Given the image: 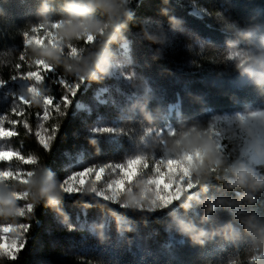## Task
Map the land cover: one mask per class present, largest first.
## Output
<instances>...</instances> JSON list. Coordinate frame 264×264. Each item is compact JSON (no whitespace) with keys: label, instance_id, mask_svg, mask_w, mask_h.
I'll return each instance as SVG.
<instances>
[{"label":"trees","instance_id":"1","mask_svg":"<svg viewBox=\"0 0 264 264\" xmlns=\"http://www.w3.org/2000/svg\"><path fill=\"white\" fill-rule=\"evenodd\" d=\"M45 3L50 9L47 13L42 11ZM124 7L131 19L108 51L119 59L122 40L128 38L130 51L120 60L134 74V81L128 85L109 72L99 80L89 79L93 87L96 84L107 91L111 103L95 106L91 116L80 114L79 119L75 112L84 87L69 97L68 107L63 101V82L75 85L74 75L63 65H50L33 51L59 47L53 36L66 18L65 0H0V99L8 97L7 85L18 87L22 79L35 74L36 83L49 100L45 120L40 118V106L22 103L24 110L19 115L8 107L12 95L5 104L0 101V124H15L16 134L8 140L9 146L22 161L38 163L32 168L17 158L3 159L7 163H0V172L22 169L32 174L41 168L40 173H33V185L7 181L16 192H30L35 200L29 211L0 217L2 224L28 225L18 259H4L3 264H264V240L259 233L264 228V189L249 190L254 196L250 203L244 198V189L229 188L227 180L221 183L215 179L217 171L213 168L212 178L200 176L196 188L182 190L180 200L174 196L165 204L168 197L160 194L159 184L151 183L154 173H148L155 161L150 132L172 124L180 135L192 124H199L202 132L189 142L193 154L200 152L206 157L211 151L222 158L225 169H249L264 179V164L251 165V157L264 151V129L247 135L236 127L209 128L217 118L264 111V100H256L245 90L233 95L219 91L229 63L226 69L218 65L219 54H228L230 60L233 52L257 44L249 36L225 32L218 15L236 24L251 20L264 35V0H127ZM96 18L106 20L100 13ZM38 27L40 32L32 31ZM24 33L31 37L26 50ZM76 42L79 50L90 48L84 40ZM59 48L62 59L74 62L64 48ZM21 55L26 57L23 62L18 59ZM20 63L24 67L17 70ZM50 68L63 79H56ZM256 90L264 96V84ZM181 103L182 116L178 118L174 112L170 116L169 107ZM94 122L104 133L88 134L86 127ZM28 127L33 130L28 131ZM39 127L51 136L48 149L39 142ZM78 143L86 146L75 149ZM131 159L141 161L137 173L98 176L94 188L107 193L115 184L118 192L114 197L99 200L94 196L92 201L53 197L70 179L68 172L73 169L97 171ZM203 163L201 160L200 165ZM219 174L234 179L232 171L220 170ZM166 182L161 184L164 192H173ZM42 191L51 199L39 196ZM213 215L226 218L219 222L232 223L233 232L226 236L210 233V229L214 231ZM204 238L217 244L209 249L202 245ZM196 249L209 250V254L196 261Z\"/></svg>","mask_w":264,"mask_h":264},{"label":"rangeland","instance_id":"2","mask_svg":"<svg viewBox=\"0 0 264 264\" xmlns=\"http://www.w3.org/2000/svg\"><path fill=\"white\" fill-rule=\"evenodd\" d=\"M127 4V3H126ZM126 4L124 6H126ZM193 13L197 16H202V13L198 10H193ZM218 23L224 29L225 32L228 34L233 35H244L253 38L256 41V45H253L250 48H246L245 46L240 49V51L233 52L230 56V60L226 58L228 54H223L218 56L219 66L225 67L228 64V71H227V78H225L222 84H219L220 88L219 91H224L227 94H234L238 91H247L255 97L256 100L262 101L264 100V96L260 95L256 90L257 86L264 84L260 83L262 79H264V35L263 29L258 27L254 24L251 20L248 21L246 24H236L232 23L227 19H224L223 16L218 15ZM62 28V26L60 27ZM60 31H57L54 34V39L56 44L64 48L71 57L74 55L78 56H87L95 50L98 49L99 40L97 39L93 44H89L90 48L79 50V45L76 41L72 42V46L65 45L63 40L60 37ZM85 41V40H84ZM86 43V42H85ZM122 45L119 51V59L116 56H112L110 60V67H109V74H113L116 77H121L125 79V82L129 85L134 80V74L129 72L126 68L125 64L120 60L124 54L130 51V46L128 43V38L122 40ZM88 44V43H87ZM78 47V48H77ZM73 49L76 51L74 52ZM215 50V49H213ZM88 51V53H87ZM113 51H116L113 49ZM217 51V50H216ZM228 53V52H227ZM108 73L105 75V77ZM76 79L75 86L68 85L67 82H63V86L65 90H63V101L67 103L68 107H70L69 97H73L79 94L82 91V87H84L83 91L81 92L82 100L78 103L76 107V117L80 119V114H86L87 117L91 116L93 113V109L95 106L98 105H107L110 106L111 98L108 95L106 97L107 91L102 86H98L95 84L93 87L91 82L87 80H82L79 76L74 75ZM133 80V81H132ZM36 75L26 76L22 79L18 87L13 85H7L6 89L8 93V97L6 99H0L4 104L8 100L10 95L11 101L8 103V107L12 108L13 113L15 114H23V106L22 103L26 105H37L42 108V114L40 116L41 119H47V105L49 100L47 99V94L41 90L38 86ZM86 82V83H85ZM216 88V87H215ZM217 89V88H216ZM198 95V94H197ZM182 108L183 105L178 104L175 106H170V116H172L173 112L176 113V116L180 118L182 116ZM80 120H77V122ZM17 125V124H16ZM237 125V126H234ZM15 124H7L5 123L0 124V161L3 159H12L17 158L19 161L23 162L22 165L30 164L33 167L38 165L37 162L32 160H24L18 158L15 152L8 144L9 139H4V137H11L12 135L16 134ZM219 128L221 130H226L229 127H232L236 130L246 131L247 135L254 133H261L264 129V111H256L252 114L246 115H237L233 118H217L214 120L213 124H210L209 128ZM236 127V128H235ZM87 132L90 136H97L104 133L105 130H102L98 122L91 123L89 126L86 127ZM202 125L199 124H192L189 129L184 130L180 135L176 132V128L172 124L166 127L162 131H152L149 135V143L152 148V151H155V161L153 168L148 173H155L156 165L160 162H163V167L166 171L179 173V181H174L175 188H173V183L170 182V190L180 193L177 196V200H180V196L182 195V190L190 191L197 187V173L199 171L198 167H187V160L186 157L188 156H195L191 151L189 146V142L193 138H197L198 135L202 132ZM28 131H32L33 127L27 128ZM48 130L46 132L43 128L39 127L37 129V136L39 138V142L45 149H48L50 145V138ZM89 143H87L88 145ZM86 144L81 143L76 146L75 149L79 147H85ZM93 146V145H92ZM156 149V150H155ZM135 160V159H131ZM139 160V159H136ZM123 162L114 165L111 168L108 166H103L99 168L97 171H93L86 167L81 168L80 170L73 169L68 173H71L70 179L66 180V183L59 186L57 188L56 193L53 197L65 196L72 199L77 197L84 198L85 201H92L95 199L102 200L105 197L112 196L114 197L117 194L114 185L112 184L108 188V192L106 193L104 190H97L94 188V185L97 183L98 176L100 173H109L111 177L116 173L128 174V173H137L136 167L138 164L135 165L134 168H130L128 162ZM140 161V160H139ZM172 161H182L183 164L179 167V170L172 168L170 166ZM200 164V162H199ZM264 164V151L254 155L251 157V165L255 167H259ZM40 169L35 168L34 172L30 174L29 172H24V170H7L4 172H0V195H2L4 207L0 208V217L4 213H11V214H21L25 211H29L31 209V205L33 200H35L34 195L30 192L24 193L23 191L16 192V190L12 189L11 186L7 183V181L13 180L15 183H24L25 185H33L35 180H32L35 176L33 173H40ZM91 173H98V175L93 176ZM163 175V173H162ZM132 180V177H130ZM163 179L160 180L159 185L163 183ZM187 181V183H185ZM9 182V181H8ZM18 187V185H16ZM158 187V186H157ZM23 188V187H21ZM20 204H23L21 208H18ZM11 207H15L14 210ZM213 208V207H212ZM15 211V212H13ZM209 215V214H208ZM216 219H212L214 227L212 228L214 231L210 229V233H217L223 234L226 236L230 232H233L231 229L233 227L232 223L226 222H219L226 218H217L213 215ZM111 219L108 221V225L110 224ZM219 222V223H218ZM224 225L228 226L224 229ZM28 225H14V224H2L0 222V236H3L4 233L10 232L9 234L10 239L20 241V246L23 248L26 242V233H27ZM231 230V231H230ZM210 238V237H209ZM231 241V240H230ZM217 244V241L212 242L204 238V243L202 245H206L209 249L212 248ZM194 250V249H193ZM196 253L193 257L196 261H200V256L203 254L208 255L209 250H195ZM219 257V255H218ZM217 258V257H216ZM4 259H10L5 257L4 255L0 254V264H3Z\"/></svg>","mask_w":264,"mask_h":264},{"label":"clouds","instance_id":"3","mask_svg":"<svg viewBox=\"0 0 264 264\" xmlns=\"http://www.w3.org/2000/svg\"><path fill=\"white\" fill-rule=\"evenodd\" d=\"M127 0H65L64 11L66 18L60 21V37L65 45L72 46L73 41L85 40L88 44H93L97 39L98 51L92 52L87 56H73L72 63L62 59L60 48H45L33 51L42 59L49 62L50 65H63L69 73L79 76L82 80H99L100 75H106L109 72L111 54L108 47L111 43L117 41L121 30L126 27V21L131 19V13L124 7ZM49 6L45 3L42 6L44 13L49 12ZM96 13L106 17L105 21L96 18ZM75 52L76 50L73 49ZM264 83V79L259 81ZM187 167H198L197 179L200 176L212 178L215 168L217 174L215 179L223 183L227 180V187L244 189V198L250 203L254 202V196L251 192H257L264 189V179L258 178L254 171L241 168L235 170L225 169L222 158H217L210 151L205 157L203 153L197 152L195 156L186 157ZM203 160V165L199 162ZM135 166H133L134 168ZM232 171L234 179H228L225 175H220L219 171ZM250 190V191H249ZM43 198L51 199L46 192L38 193ZM4 207L2 195H0V208ZM211 211V209L209 210ZM249 227H255L249 224ZM262 240H264V228L259 230ZM201 235H204L201 233Z\"/></svg>","mask_w":264,"mask_h":264},{"label":"snow or ice","instance_id":"4","mask_svg":"<svg viewBox=\"0 0 264 264\" xmlns=\"http://www.w3.org/2000/svg\"><path fill=\"white\" fill-rule=\"evenodd\" d=\"M32 31L33 32H40L41 28L38 27V28L33 29ZM24 37H25L24 50H26L28 48V42L27 41L31 37L29 36L28 33H24ZM39 38L40 37H37V39H39ZM49 38H51V37H49ZM21 52H24V51L22 50ZM18 59L21 62H23L26 59V57L21 55V56L18 57ZM37 63H39V62H37ZM23 67H24L23 63H20V64L16 65L17 70H20ZM49 70L53 73V75L56 76V79H58V80H62L63 79V77H60V76L55 74V70L54 69L50 68ZM41 72H43V69H41ZM21 74H23V73H21ZM69 83H71V82H69ZM73 86H75V85H73ZM77 94H78V92H77ZM59 99H62V97L59 98ZM54 103H55V101H54ZM2 119L3 118H0V120H2ZM57 131H58V129H57ZM4 139L7 140V139H10V138L6 136V137H4ZM0 163H7V161H0ZM138 163H141V161H139V160H130L128 162L130 168H133V166H135ZM182 164H183L182 161H172L170 166L172 168H175V169L179 170V167ZM162 173H163V175H162ZM154 177L155 178L151 181L153 186L159 184L160 183V179H163V180L167 181L165 184L170 183V182L173 183V188H175L174 181H179V179H180L179 176L175 175V172L166 171L165 168L163 167V162H160L159 164L156 165V170H155V173H154ZM185 183H187V181H185ZM160 194L168 197V199H166L165 202H164L165 204L170 203L171 199L174 196L180 195V193L175 192L174 190L171 193L164 192V186L163 185H160ZM141 210H143V209H141ZM29 229H30V226H29ZM9 234H11V233L10 232H6V233L3 234V236H0V254L4 255L5 257L10 258L11 260H16V259H18L19 252H21L23 250V248L20 246V241L14 240V239H10ZM256 254H258V253H256ZM255 258H256V256L254 255L253 259H255Z\"/></svg>","mask_w":264,"mask_h":264}]
</instances>
